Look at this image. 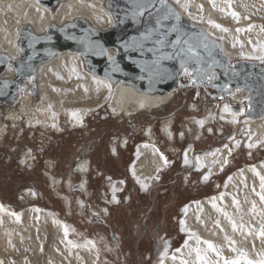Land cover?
<instances>
[{"label": "rangeland", "instance_id": "374dc122", "mask_svg": "<svg viewBox=\"0 0 264 264\" xmlns=\"http://www.w3.org/2000/svg\"><path fill=\"white\" fill-rule=\"evenodd\" d=\"M110 1L105 3L113 22ZM194 1L198 8L192 12L200 25L205 28L214 20L229 29L217 35L222 46L229 40L242 50L243 34L251 39L255 30L264 29V0ZM241 53L226 55L231 63L260 61ZM71 69L72 77L80 74ZM51 70L65 77L61 70ZM192 76L183 74L181 84L186 87L178 86L173 100L158 109L115 115L108 102L90 112L80 129H72L67 116L54 107L60 131L53 126L30 128L25 118L7 121L8 110L32 94L30 82L18 101L1 104L0 122L7 123L8 130L0 139V264H90V258L95 264H169V257L175 264H200L197 248L209 264H223L224 258L246 264L242 253L260 260L264 139L252 147L247 142L250 123H264V116L254 120L248 115L247 92L242 101L231 95L225 99L210 86H189ZM38 79L39 71L34 79L39 101L48 91ZM54 83L61 92L60 82ZM66 90H72L70 83ZM225 103L238 114L224 111ZM235 106L245 110L238 112ZM140 145L149 146L163 162L148 188L131 172ZM222 158L228 162L221 164ZM82 160L89 171L79 169ZM247 166L251 172L245 171ZM115 182L122 187L116 188ZM54 217L57 222H51ZM204 241H211L221 255Z\"/></svg>", "mask_w": 264, "mask_h": 264}, {"label": "water", "instance_id": "95a60500", "mask_svg": "<svg viewBox=\"0 0 264 264\" xmlns=\"http://www.w3.org/2000/svg\"><path fill=\"white\" fill-rule=\"evenodd\" d=\"M37 1L44 7L53 8L61 0ZM167 5L181 16L180 45L173 46L178 33L169 31L176 23L174 18L161 20L160 26L156 24L166 11L159 0L135 18L132 15L133 0H111L108 7L113 22L108 29L96 28L81 19L62 26L50 24L43 34L34 33L28 24L23 25L18 37L19 58L15 60L0 52V103L18 101L17 95L21 88H26L27 82L31 83L34 95H38L34 79L39 65L58 53L74 52L84 57L91 73L106 77L113 84L119 81L130 83L138 91L148 94H168L175 92L178 86L186 87L181 84L184 73L180 61L183 58L193 74L189 86L198 89L210 86L225 99L234 90L244 89L249 98L248 115L254 118L264 116V62L240 60L231 63L219 40L189 20L171 0H167ZM150 29L157 30L145 39L142 34H147ZM161 39L163 44L156 43ZM184 40L194 47L198 58L191 54L176 55L181 48L187 49ZM164 54H171L173 58H161ZM156 61L158 63H154ZM10 64L15 68V76L8 78L5 72ZM208 77H213L212 82L205 84L203 81ZM235 109L244 111L242 106H235Z\"/></svg>", "mask_w": 264, "mask_h": 264}, {"label": "bare ground", "instance_id": "6f19581e", "mask_svg": "<svg viewBox=\"0 0 264 264\" xmlns=\"http://www.w3.org/2000/svg\"><path fill=\"white\" fill-rule=\"evenodd\" d=\"M171 1L189 20L196 24L200 23L196 20L197 13L192 12L198 8L196 1H187L189 4L187 11L181 7V4L186 3L185 0H180V4H177L176 0ZM54 7L55 8L53 9L44 7L40 5L37 0H0V52L7 54L15 60L19 58L21 48L18 45V37L20 28L25 24L30 25L32 31L36 34H43L50 24L62 26L80 19L88 21L94 27L99 29H108L112 25L111 15L107 10L105 0H61ZM189 12L191 13V16H189ZM242 21L247 23L244 19ZM215 23L219 24V22ZM206 25L207 27L205 28L204 26H201L209 36L215 39L218 38L217 35L224 33V31L216 28L208 22ZM8 26L9 28L7 29ZM255 32L256 35L254 34L255 36L251 39L246 37L245 34L242 36L244 42L242 50H244V57L246 58L250 56L264 55V50L261 48V46L264 45V32L262 30H255ZM222 48L229 56L241 54L242 52V50H239L241 46L238 48V45L234 46L229 40L223 42ZM112 52L113 51H111V53ZM85 63L79 53L77 54L73 52L58 53L48 61L42 62L37 68L36 73L39 71L38 82L41 84L44 91H48L47 96L43 95L41 100L38 101L34 97L38 95H34L30 90L32 94L28 93V95L23 98L18 108L9 109L6 113L5 119L16 123L25 118V122L30 128L32 127L34 129L42 127L43 129H49L53 126L56 130L60 131V117L58 114L54 115V107L67 116V119L72 125V129H80L85 127L86 119L90 112L99 109V107L108 102L111 112L115 115L124 113L127 116H130L139 112L158 109L161 106L168 104L174 98V91L168 94H148L145 91H138L130 83L119 81L113 84L106 77L95 75L87 71ZM65 65H69V68H66ZM52 67L61 70L65 77L60 78L58 75L54 74L51 70ZM72 67H74L80 74L76 76L73 74L72 77ZM13 76H15V68L10 64L5 72V77L9 78ZM56 81H59L60 86L63 88L61 92L59 88H55L54 86L56 85L54 83ZM68 83H70L72 87V90L69 91V93L66 90V85ZM21 90L22 88L19 93ZM240 90V92L238 91L232 95V100L236 102L243 100L244 91L243 89ZM226 112L233 115L231 109ZM73 113H75V115H73ZM249 129L250 137L247 145L249 146L251 144L254 146L259 144L261 139H264V123L259 121L251 122ZM7 130V123L1 121L0 139L4 138ZM186 154L187 157L190 156L189 152ZM25 155L31 156L28 152ZM136 156L138 160L135 166L132 167L131 172L132 174L133 171L135 172L134 176L141 186L146 184L148 188L153 183V173L159 167L163 166L162 159L159 155H154L153 150L146 145L138 146ZM212 157L213 155L208 158ZM219 162L223 164L224 158L220 159ZM258 166L260 168L262 167L261 164ZM140 168L142 170H140ZM79 169L89 171L88 164L85 160H82L79 163ZM244 169L247 172H251L249 166ZM51 180H56L54 175L51 177ZM121 185L122 184L115 182L116 188H121ZM25 215L27 217L28 213ZM43 216H45V214ZM57 220V217H54L51 219V222H57ZM0 233L2 235L1 231ZM16 239L19 241V235ZM0 252L2 253V250H0ZM176 254L178 255L177 252ZM187 256L190 258V255ZM167 260L169 264H175L170 257L167 258ZM90 264H95V258H90Z\"/></svg>", "mask_w": 264, "mask_h": 264}, {"label": "snow or ice", "instance_id": "6c2138e0", "mask_svg": "<svg viewBox=\"0 0 264 264\" xmlns=\"http://www.w3.org/2000/svg\"><path fill=\"white\" fill-rule=\"evenodd\" d=\"M226 2L230 3V0H226ZM133 3L135 5V7H134V10L132 12V15L135 18V17L143 15L145 12H147L148 9L151 8L154 5L155 0H133ZM159 3L166 7V11L163 13V15L161 17H159L156 20V24H157V26H160L161 25V20H168V19L174 18L176 23L172 25V27L170 28L169 31L178 33V35L176 37V40L174 41L173 46L180 45L181 44V35H179V33H180L179 22L181 20L180 13L176 12L171 6H168L167 5V0H159ZM176 3L180 4V0H176ZM213 3H214V0H213ZM181 7H183L185 9V11H187L188 7H189V4L186 2L184 4H181ZM201 8H202V6H201ZM188 14H189V16H191L190 12ZM232 15L234 17L238 16V14L235 13V12H233ZM208 23L214 25L216 28H219V29H221L224 32H228L229 31V29L222 27L220 24H216L215 21L209 20ZM251 27L252 26L249 25V28H251ZM156 30L157 29H150L147 34H142V36H144V38L147 39L151 35V33L156 31ZM262 30H264V29H262ZM238 31H242V29H238ZM133 40H135V38H133ZM156 43L163 44V40L162 39L161 40H157ZM183 44L188 45V47H187V49L181 48L180 52L176 53L177 56H181L182 54H184V55L191 54L192 56L198 58L199 54L195 52L194 47L192 45H190L187 40H184ZM204 47L207 48L208 45L205 44ZM261 48H262V50H264V45H262ZM149 51H152V49H149ZM241 55H244V54L241 53ZM161 58H163V59H172L173 57H172L171 54H164ZM248 58L256 59V60H260V61L264 62V55L250 56ZM154 63H158V61H156ZM180 66H181V69L183 70V73L185 75H188L189 77L192 76V72L189 70L188 67H186V61L183 58L180 61ZM212 79H213V77H208L209 82H211ZM193 82H195V81L193 80ZM98 83H100V82H98ZM225 87H227V86H225ZM237 91H239V89H237ZM224 111H230L229 106L227 104H225V106H224ZM73 115H75V113H73ZM233 115L235 116L236 113H233ZM198 123L202 126L204 121L201 120V121H198ZM225 147H227V146H225ZM249 147H252V145L250 144ZM217 151H219V150H217ZM164 159H165V163H167L166 158H164ZM196 159L199 162L200 158L197 157ZM227 162H228L227 160L224 161L225 164ZM184 163L185 164L189 163V160L187 158V154H185ZM133 175H135L134 171H133ZM157 179H158V177H157ZM203 179L204 180H208L209 179V175H205L203 177ZM260 179H261V189H264V176H261ZM142 187L147 188V185L143 184ZM221 196H223V194H221ZM260 198H261L262 201H264V195H261ZM113 199H115V197H113ZM214 207H215V205H214ZM253 209H255V204H253ZM225 215H227V213H225ZM181 223L183 224V221H181ZM218 223L219 222L217 221V224ZM232 226H233V229L236 228V224H235L234 221L232 222ZM260 235L264 236V227H262V229L260 231ZM197 239H199V237H197ZM226 239H228V238L226 237ZM204 243H206L208 245V248L211 249L213 252H215L218 257L221 255V253L216 249V247L212 244L211 241H204ZM232 243H235V242L232 241ZM195 251H196L197 260L200 262V264H209V262L206 259V257L201 255V251H200L199 248L195 249ZM232 251L235 252L237 250L235 248H233ZM242 258L246 261V264H264V253H261V259L260 260L247 259V254L246 253H242ZM182 264H187V261L182 262ZM215 264H219V261L217 260L215 262ZM223 264H240V259L236 258V259H231L230 260V259L224 258Z\"/></svg>", "mask_w": 264, "mask_h": 264}, {"label": "flooded vegetation", "instance_id": "af4514ba", "mask_svg": "<svg viewBox=\"0 0 264 264\" xmlns=\"http://www.w3.org/2000/svg\"><path fill=\"white\" fill-rule=\"evenodd\" d=\"M203 82H204L205 84H206V83H209L208 80L203 81ZM26 88H27V90H28V87H27V86H26ZM29 90H31V89H29ZM21 91H22V90H21ZM240 91H241V90H239V92H240ZM243 91H244V92H243V97H244L246 91H245L244 89H243ZM237 92H238L237 90H234L230 95L232 96L234 93H237ZM218 94H219V93L217 92V95H218ZM230 95H229V96H230ZM174 96H175V95H174ZM218 96H219V95H218ZM1 104H3V103H0V105H1ZM243 109L245 110V106L243 107ZM0 110H2V109H0ZM241 112H242V111H241ZM253 119H254V120H258V119H260V118H259V117H258V118H254V117H253Z\"/></svg>", "mask_w": 264, "mask_h": 264}]
</instances>
